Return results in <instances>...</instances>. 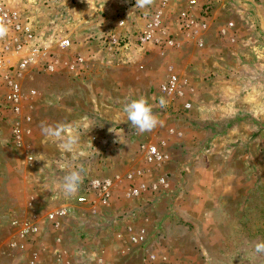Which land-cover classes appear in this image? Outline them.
Here are the masks:
<instances>
[{"label": "rangeland", "instance_id": "obj_1", "mask_svg": "<svg viewBox=\"0 0 264 264\" xmlns=\"http://www.w3.org/2000/svg\"><path fill=\"white\" fill-rule=\"evenodd\" d=\"M0 6L30 36L18 115L0 73V264H264V0ZM140 98L163 122L151 132L124 111Z\"/></svg>", "mask_w": 264, "mask_h": 264}, {"label": "built area", "instance_id": "obj_2", "mask_svg": "<svg viewBox=\"0 0 264 264\" xmlns=\"http://www.w3.org/2000/svg\"><path fill=\"white\" fill-rule=\"evenodd\" d=\"M0 19L5 20L11 31L7 37L0 40V73L2 74V80L5 86V92L1 99L2 103L6 102V106L11 112L18 115L20 113V108L22 107L23 96L16 79L21 75L28 64V60H30L21 56L30 36L24 34V28L20 23L21 21L7 8L1 6ZM153 25L154 24L152 23V27ZM150 27L151 25L149 23L146 29L141 32L139 37L140 43H148L152 40V29H150ZM59 46L61 48H68L70 42L68 40L60 41ZM13 56H15L14 58H16L17 61L10 64ZM176 80L175 76H170L167 82L163 85L162 90L169 92L179 90L180 86ZM31 93L34 94L35 92L32 91ZM2 103L0 102L1 106H3ZM151 153L155 155V149H152ZM139 238L141 237L134 236L132 240L138 241ZM152 258L150 259L152 260Z\"/></svg>", "mask_w": 264, "mask_h": 264}, {"label": "clouds", "instance_id": "obj_3", "mask_svg": "<svg viewBox=\"0 0 264 264\" xmlns=\"http://www.w3.org/2000/svg\"><path fill=\"white\" fill-rule=\"evenodd\" d=\"M154 0H135V7L144 9L153 5ZM124 23V22H122ZM121 23V24H122ZM9 27L5 20L0 19V40L4 39L9 34ZM161 106H165V101L161 99ZM127 114V119L131 124L140 132H151L157 126L162 125V121L153 113L152 107L148 104L147 100L140 98L127 104L124 108ZM71 125H41V133L46 138L55 139L60 141L58 147L66 152H71L79 143L77 136L68 135L64 136L65 132L71 131ZM63 192L66 197H71L79 191V187L83 181L81 170H71L64 176ZM99 181H92L94 187L99 186ZM108 183V181H105ZM256 254H264V241L258 242L254 246Z\"/></svg>", "mask_w": 264, "mask_h": 264}]
</instances>
